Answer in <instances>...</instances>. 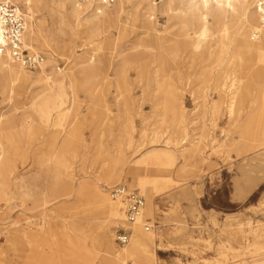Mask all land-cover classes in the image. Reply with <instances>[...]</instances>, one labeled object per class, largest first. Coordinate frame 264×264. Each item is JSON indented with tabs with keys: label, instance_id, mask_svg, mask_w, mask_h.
Instances as JSON below:
<instances>
[{
	"label": "rangeland",
	"instance_id": "rangeland-1",
	"mask_svg": "<svg viewBox=\"0 0 264 264\" xmlns=\"http://www.w3.org/2000/svg\"><path fill=\"white\" fill-rule=\"evenodd\" d=\"M61 2L70 8L69 0H38L30 21L20 11L43 72L10 63L27 77L12 84L0 70V120L9 122L12 148L0 199V264H106V238L121 251L130 242L118 245L116 232L130 229L141 239L135 227L144 230L141 221L127 225L124 216L115 221L95 210L96 194L112 202L107 188L121 182L144 196L155 264H261L264 69L238 54L258 41L264 53V33L257 41L251 30L237 36L226 11L212 8L195 48L176 11L180 0L116 2L101 10L98 32L69 20ZM44 75L62 79L63 93L62 113L47 125L33 109L50 84ZM233 75L229 113L221 85ZM171 110L183 118L178 133ZM183 138L187 147L200 142L191 156L188 150L162 170L139 164L166 142L178 152ZM0 148V155L8 150L2 140ZM136 257L126 261L140 264Z\"/></svg>",
	"mask_w": 264,
	"mask_h": 264
},
{
	"label": "bare ground",
	"instance_id": "bare-ground-1",
	"mask_svg": "<svg viewBox=\"0 0 264 264\" xmlns=\"http://www.w3.org/2000/svg\"><path fill=\"white\" fill-rule=\"evenodd\" d=\"M0 1L11 2L12 4L15 5V7L19 11L23 10L25 18H27L30 21L32 18L30 17V15L32 14L33 8L34 6H36V2L38 0H0ZM122 1L123 0H115L113 4H115L116 2L120 4ZM248 1L249 0H237V3L241 8L240 9L241 11L239 14L234 13L233 4L235 0H180V4H179L180 6L179 5H178L179 7L177 6L178 8L176 11H177L178 17L181 21L183 28H185L188 31H191V33L187 35L189 37L192 36L191 38L195 40V48L198 47L200 41L205 36L206 30H207V14L210 12L212 8L216 9V13H219V14H221L222 9L226 11L225 13L227 14L226 18L228 19V22L234 24L235 35L237 36L243 35L247 30H251L252 31L251 40L257 41L260 38L261 33H264V29L260 27L259 13L255 6L256 0H253L254 9L249 15L247 11L248 10L247 8H249L247 4ZM170 2L172 3V1ZM68 5L70 6V8L67 7L66 4L62 3L61 9L69 20L73 22H77V23L84 22L86 24H91L92 29H94L96 32L100 31V28L102 27L101 19H104V16H105V14L101 12V10L112 6V5L105 6V7L98 6V5H95L93 1H88L87 3H84V4H77L74 0H69ZM20 7H22L23 9H21ZM92 9L95 10L96 12H92L93 11ZM103 29H101V31ZM256 33H258L257 37L254 36V34ZM33 40H34V30L30 24L27 25V23H25V29L22 34L23 46L27 50H33L32 48ZM91 42L93 43V41ZM0 43H3V40L1 39V37H0ZM92 43H91V47L93 49L96 48V46L92 45ZM244 49L245 50L243 53L240 52L238 54V58H240L241 61H244V63L247 61L254 62L256 65H260L264 69V53L263 51L260 50V42L258 41L257 44H254L250 48L246 47ZM10 63L18 66L21 69L23 68L19 66L18 64H16L15 62H13L7 54H5L4 56L0 58V70L2 69L7 70V73L10 77V81L12 84L23 82L24 79H27L26 76H23L21 73L16 72ZM93 63H94L93 58H89L88 61H86V64L89 65L88 67L91 68L92 77H93L92 82H94V80H96L97 78L95 75L96 70L93 67L95 65ZM40 70L41 72H43L44 70L43 63L40 66ZM239 70H244L241 64H240ZM45 77H46L45 82L50 83V84L48 88H46L43 91V96L41 97L39 103L33 106V109L35 113L37 114L39 120L43 124L47 125L51 121L54 114H57V116H60V114L62 113L60 108L63 104L62 103L63 93L61 91L62 79H60L57 76L54 78L47 77V76ZM234 81H236L234 75L229 76L228 85L226 84L221 85V87H223V93H224L223 95L226 96V99H227L226 102H228L229 113H231V110H232L233 99H234V94H235L233 93L234 91L232 90V87L234 86ZM169 114L174 119V122L171 126V128H173L172 131L174 133H178L179 131L182 130L181 124L183 121L182 120L183 118L178 117L180 114V111L176 113V110H171L168 113V115ZM10 133L11 131H10L9 122H3L2 120H0V140L4 141V143L8 147L7 148L8 150H5L4 153L0 155V197H1L0 199H3L5 197V193L8 187V180H7L8 177H7L6 170H7V166L9 162V155H10V152L12 151V148L10 145ZM179 143H180L179 144L180 149L178 152H172V153L169 152L168 151L170 150V147L168 145L169 143L166 142L163 145L164 149L157 150V151H150L146 153L144 156H142V158L139 160V164L145 165V166L149 165L153 168L156 167L158 169H161V168L165 169V168L172 166L173 161L175 160V157H181V158L186 157L188 150H189L188 153L191 156L192 153H195L197 151L196 148L200 147L198 146L200 142L194 143V145L191 147L185 146L186 140L184 138L180 140ZM0 153H1V148H0ZM139 186L141 187V189H144L142 188L143 184H139ZM111 201L122 206V204L118 201H113V200ZM112 202H109L108 199L104 197V195L96 194L95 210L99 211L103 215H106L107 217H111V219L115 221L123 220V213L119 212L118 205ZM146 215H149V211L147 210H146ZM140 221L141 220L137 221L135 224L138 225ZM135 228L138 231L139 235L141 236V239L136 237L135 235H131L129 238L130 247L127 246L126 248L121 249V251H116L113 248L112 237L106 238L105 240V244L107 248L106 252L110 254V256L106 257V260H105L106 264L131 263V262H127L126 260L128 259L133 260L134 258H137L136 257L137 253L141 254L140 264H155L154 263L155 259H154L153 254L152 253L150 254L146 247V243L152 244L154 242L155 237L153 236L152 233H149L148 231H147L148 233H146L145 230H142V228L139 227V225L136 226ZM49 231H47L46 233H48ZM26 236L30 238L31 240L36 238L35 235H26ZM263 248L264 247H259L258 249L261 250ZM3 254L4 253L2 249H0V258H4ZM261 264H264V260H262Z\"/></svg>",
	"mask_w": 264,
	"mask_h": 264
},
{
	"label": "built area",
	"instance_id": "built-area-1",
	"mask_svg": "<svg viewBox=\"0 0 264 264\" xmlns=\"http://www.w3.org/2000/svg\"><path fill=\"white\" fill-rule=\"evenodd\" d=\"M77 4H84L93 1L98 6H111L115 0H74ZM256 9L259 13L260 27L264 29V0H256ZM25 29L23 14L11 2L0 1V58L7 54L13 62L24 70H37L43 63L41 54L28 51L22 43V34ZM255 37L258 33L254 34ZM107 195L113 201L122 204L124 222L133 225L137 221L143 222L144 230L150 231L152 226L144 223L143 208L145 206L144 196L136 189L130 188L126 183L121 182L107 188ZM148 221V220H146ZM115 241L118 245L124 246L129 242L131 230L122 229L116 232ZM131 264V263H127Z\"/></svg>",
	"mask_w": 264,
	"mask_h": 264
}]
</instances>
